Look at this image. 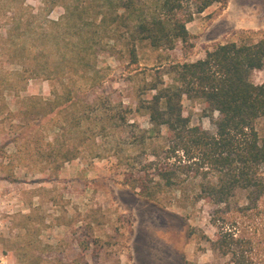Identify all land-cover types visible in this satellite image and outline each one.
<instances>
[{
    "label": "rangeland",
    "instance_id": "1",
    "mask_svg": "<svg viewBox=\"0 0 264 264\" xmlns=\"http://www.w3.org/2000/svg\"><path fill=\"white\" fill-rule=\"evenodd\" d=\"M46 1L0 0V264H224L201 236L216 232L202 202L180 208L121 183L110 156L118 128L100 132L98 108L128 103L168 61L201 58L217 43L257 41L264 0L211 5L186 25L193 46L179 41L168 51L139 43L137 64L126 54L128 33L94 19L117 0H71V22L80 29L68 39L57 21L63 4L48 11L53 0ZM69 74L76 92L66 100ZM251 80H264V66ZM28 95L54 96L57 107L27 120ZM182 106L190 124L215 131L216 111L209 116L196 99L184 98ZM137 119L145 125V117ZM255 126L264 134V117ZM61 150L76 156L61 161Z\"/></svg>",
    "mask_w": 264,
    "mask_h": 264
},
{
    "label": "trees",
    "instance_id": "2",
    "mask_svg": "<svg viewBox=\"0 0 264 264\" xmlns=\"http://www.w3.org/2000/svg\"><path fill=\"white\" fill-rule=\"evenodd\" d=\"M70 1L60 0L64 10L57 21L63 23L62 39L80 29L79 23L71 22ZM226 1L117 0L115 7L107 6L94 19L110 32L128 33L126 54L137 64L139 43L168 51L179 41L193 46L187 23ZM58 2L53 0L48 11ZM38 54L33 53L35 59ZM165 64L156 67L128 103L119 100L112 111L98 108L100 132L118 128L110 156L121 183L146 199L180 208L202 202L208 209L207 222L216 231L213 238L201 232L209 249L224 264H264V134L259 135L255 126L264 117V80H251L252 72L264 66V34L255 42L217 43L201 58ZM72 76L66 77V100L76 92ZM85 78L94 82L93 75ZM184 98L202 102L209 116L218 113L214 132L190 124L183 113ZM23 103L26 119L33 121L52 113L58 102L54 96L28 95ZM138 117L146 118L145 125ZM59 152L61 161L76 156ZM75 242L81 246L78 237ZM90 243L86 241L82 250Z\"/></svg>",
    "mask_w": 264,
    "mask_h": 264
}]
</instances>
